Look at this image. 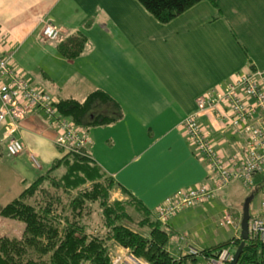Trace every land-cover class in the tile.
<instances>
[{
    "label": "crops",
    "instance_id": "1",
    "mask_svg": "<svg viewBox=\"0 0 264 264\" xmlns=\"http://www.w3.org/2000/svg\"><path fill=\"white\" fill-rule=\"evenodd\" d=\"M47 18L62 30L58 42L39 37ZM78 35L88 41L83 54L74 61L60 57L59 42ZM48 42L52 50L42 48ZM29 47H35L49 67L37 78L19 71L15 64L30 55ZM0 54L12 55L15 70L36 89L56 96V103L82 102L93 91L113 100L116 105L97 106L90 112L89 120L101 115L115 121L86 130L90 142L86 152L118 185L109 192L110 202H126L125 190L156 213L180 189L214 186V173L195 154L181 123L195 111V99L209 88L234 74L264 73V0H217L215 8L202 2L167 25L156 22L136 0H0ZM201 123L223 158H242L229 127L222 128L213 115L202 116ZM14 137L26 145L27 152L8 158L0 140V161L23 187L39 174L28 154L43 167L64 154L39 112L26 116ZM232 182L213 200L168 218L166 227L186 211H212L235 202L228 200V190L239 183ZM254 182L250 190L241 186L242 198L247 199L244 205L235 202V217L242 219L244 209L250 217L258 213L264 188L258 189L264 186V178ZM252 192H258L255 205ZM238 236L233 231V236L212 245H207L209 237L201 238L195 248L212 249Z\"/></svg>",
    "mask_w": 264,
    "mask_h": 264
},
{
    "label": "trees",
    "instance_id": "2",
    "mask_svg": "<svg viewBox=\"0 0 264 264\" xmlns=\"http://www.w3.org/2000/svg\"><path fill=\"white\" fill-rule=\"evenodd\" d=\"M136 1L161 25L171 23L199 3L207 2L215 8L217 2ZM87 42L85 36L78 35L59 42L56 50L60 57L74 61L83 54ZM109 104L116 105L105 93L93 91L82 102L60 100L56 108L76 126L87 130L115 121L101 115L88 119L95 107ZM238 160L243 161V155ZM46 168L18 196L0 206V217L24 225L20 238L0 236V264H111L115 247L128 249L148 264H191L196 261L190 256L179 260L170 256L166 246L171 233L166 224H161L156 213L130 193L123 190L128 197L126 202H109V192L118 185L89 156L63 154ZM257 178H264V175H254L250 185L241 180L234 181L252 189ZM260 186L259 192L264 188ZM257 195L258 192H252L250 196L255 198ZM98 216L99 222L94 224ZM94 225H97L96 232L91 234ZM140 230L147 231V235L141 234ZM240 244V236L233 237L201 251V257L226 248L234 253ZM237 264H264V245L249 238Z\"/></svg>",
    "mask_w": 264,
    "mask_h": 264
},
{
    "label": "built area",
    "instance_id": "3",
    "mask_svg": "<svg viewBox=\"0 0 264 264\" xmlns=\"http://www.w3.org/2000/svg\"><path fill=\"white\" fill-rule=\"evenodd\" d=\"M62 30L51 19L42 22L39 37L45 41L58 42ZM12 55L0 54V127H3L1 142L7 157L14 158L27 150L26 145L14 133L21 121L32 113L44 115L46 125L55 132L54 144L63 153L88 156L90 142L86 130L62 116L54 99L36 89L15 70ZM196 109L187 115L181 125L186 139L194 152L203 159L214 173V186L183 188L168 197L156 210L159 222L165 224L177 212L199 206L213 200L234 180L252 184L254 175H264V73L254 71L234 74L227 82L209 88L195 99ZM213 115L222 128L240 144L243 161L237 155L223 158L216 150L211 132L201 123L202 116ZM34 166L39 168L37 158L28 154ZM223 225L232 227L238 236L240 223L224 213ZM249 238L264 245V198L257 214L249 220ZM230 248L214 255L201 257V251L189 246L187 255L201 257L206 264H230L233 258ZM111 264H148L136 258L128 249L118 247Z\"/></svg>",
    "mask_w": 264,
    "mask_h": 264
},
{
    "label": "rangeland",
    "instance_id": "4",
    "mask_svg": "<svg viewBox=\"0 0 264 264\" xmlns=\"http://www.w3.org/2000/svg\"><path fill=\"white\" fill-rule=\"evenodd\" d=\"M43 44L44 45L42 46V48L45 46L46 49L48 48L49 50H52V47L50 46L49 42L46 43L48 45H45V43ZM28 52L30 55H27L19 62L18 59L15 60L16 67L19 69V71L22 72L25 70L26 74L34 78L40 76L41 71L47 72L49 67L47 65H44V58L40 55L38 50L35 47H29ZM51 97L55 100L57 99L56 96H51ZM0 162H1L0 163V206H4L7 203H9L13 198L18 196L22 192V190L26 187V185L23 187L19 183L20 185L19 186L18 183L16 182V177L14 173L12 174L10 173L11 169H9L8 167L3 168L2 165L3 163L2 161ZM33 167L39 170V174L45 169V167H43L40 164V162H39V168H37L34 165ZM234 183H239V182H234ZM229 185H227V187L224 190H226L229 187ZM241 186L242 185H240L239 183L233 185L231 189L228 190L231 192L230 198H228V200H234L236 203L243 202L244 205L247 197L245 198V200L244 198H242L244 192L240 191ZM234 188L237 189L234 190ZM244 189L246 190L245 187ZM234 196L237 197L239 196V199L241 198V200L238 201V199L237 200L234 199L233 198ZM263 197L264 196L262 195L260 196V201ZM235 202L231 201L230 204L225 208H220V209L216 208L213 209L212 211H208V210L198 211L196 209L191 211H186L184 214L178 215L176 219L173 218L172 220H176V222H172L171 220L168 226L166 227L167 230L171 233L170 240L168 241V244L166 246V250L169 252L170 256L175 260H177L179 256L187 255V248L189 246H192L193 248L195 247L199 248L201 238L207 239L209 237L210 241L209 243H207V245H212L213 243H219L221 240L233 236L232 227H227L223 225L222 222L224 221V212H227L228 214L231 215L234 222L237 221L238 223H241V216L238 215L237 217H235V215L238 212L236 207L237 204ZM257 202H258V198L256 199L254 198L252 205H255ZM98 222H99V216L95 217L94 224H97ZM96 227L97 225H94L92 227L91 230L93 232L91 234L96 232ZM23 230H24V225L21 222L0 217V236H4L8 238H20L23 234ZM139 232L143 235H147V231L140 230ZM225 232H227L228 234H225ZM213 236H214V241L212 240ZM180 247L183 250H179ZM117 248L118 247H115L114 251H116ZM196 259L198 264H206V262L201 257H196Z\"/></svg>",
    "mask_w": 264,
    "mask_h": 264
},
{
    "label": "water",
    "instance_id": "5",
    "mask_svg": "<svg viewBox=\"0 0 264 264\" xmlns=\"http://www.w3.org/2000/svg\"><path fill=\"white\" fill-rule=\"evenodd\" d=\"M249 220H250V215L248 209H244L243 214H242V219L240 223V239H241V244L237 248V250L233 254V258L230 264H237L240 255L242 253L243 247L245 243L249 239Z\"/></svg>",
    "mask_w": 264,
    "mask_h": 264
},
{
    "label": "clouds",
    "instance_id": "6",
    "mask_svg": "<svg viewBox=\"0 0 264 264\" xmlns=\"http://www.w3.org/2000/svg\"><path fill=\"white\" fill-rule=\"evenodd\" d=\"M240 232V231H239ZM203 259V258H202Z\"/></svg>",
    "mask_w": 264,
    "mask_h": 264
}]
</instances>
